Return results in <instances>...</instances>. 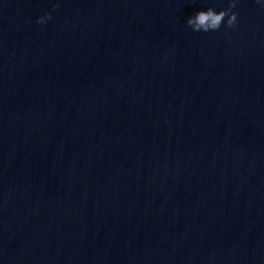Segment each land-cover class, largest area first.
Wrapping results in <instances>:
<instances>
[{"label":"clouds","instance_id":"clouds-1","mask_svg":"<svg viewBox=\"0 0 264 264\" xmlns=\"http://www.w3.org/2000/svg\"><path fill=\"white\" fill-rule=\"evenodd\" d=\"M237 0H229L228 7L217 12L209 7L206 11L201 10L189 17L186 21L187 25L195 32H209L216 31L225 24L226 28H233L237 22V13L233 11L236 7ZM58 7L54 5L53 10ZM225 18H227L225 20ZM51 19V14L46 13L44 16L38 18L37 23L44 24L47 20Z\"/></svg>","mask_w":264,"mask_h":264}]
</instances>
